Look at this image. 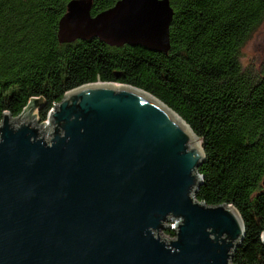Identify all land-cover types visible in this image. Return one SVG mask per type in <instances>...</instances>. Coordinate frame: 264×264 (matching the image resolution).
I'll return each mask as SVG.
<instances>
[{
  "label": "water",
  "instance_id": "water-1",
  "mask_svg": "<svg viewBox=\"0 0 264 264\" xmlns=\"http://www.w3.org/2000/svg\"><path fill=\"white\" fill-rule=\"evenodd\" d=\"M92 2L68 3L61 43L170 50V0H118L95 16ZM204 157L178 114L127 84L70 90L42 124L29 106L5 112L0 264H232L245 225L233 205L197 200Z\"/></svg>",
  "mask_w": 264,
  "mask_h": 264
},
{
  "label": "trees",
  "instance_id": "trees-1",
  "mask_svg": "<svg viewBox=\"0 0 264 264\" xmlns=\"http://www.w3.org/2000/svg\"><path fill=\"white\" fill-rule=\"evenodd\" d=\"M70 1L0 0V121L29 106L45 123L67 92L96 82L149 92L200 140L197 200L233 205L243 219L232 264H264V62H242L264 23V0H170L168 53L97 38L61 43ZM117 1L93 0L91 14Z\"/></svg>",
  "mask_w": 264,
  "mask_h": 264
},
{
  "label": "rangeland",
  "instance_id": "rangeland-1",
  "mask_svg": "<svg viewBox=\"0 0 264 264\" xmlns=\"http://www.w3.org/2000/svg\"><path fill=\"white\" fill-rule=\"evenodd\" d=\"M242 62L244 65L253 64L256 67L264 62V23L244 47L242 52ZM37 121L40 123L38 117ZM44 129H47V127L44 126ZM165 231L166 230L159 231V236L168 238Z\"/></svg>",
  "mask_w": 264,
  "mask_h": 264
},
{
  "label": "bare ground",
  "instance_id": "bare-ground-1",
  "mask_svg": "<svg viewBox=\"0 0 264 264\" xmlns=\"http://www.w3.org/2000/svg\"><path fill=\"white\" fill-rule=\"evenodd\" d=\"M188 125V124H187ZM189 126V125H188ZM190 127V126H189ZM192 130V129H191ZM194 133V132H193ZM195 134V133H194ZM196 135V134H195ZM200 146H201V143H200Z\"/></svg>",
  "mask_w": 264,
  "mask_h": 264
}]
</instances>
